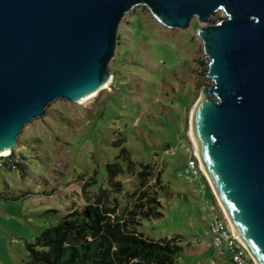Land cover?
Instances as JSON below:
<instances>
[{"label": "rangeland", "instance_id": "1", "mask_svg": "<svg viewBox=\"0 0 264 264\" xmlns=\"http://www.w3.org/2000/svg\"><path fill=\"white\" fill-rule=\"evenodd\" d=\"M223 16L219 10L206 25ZM201 25L194 18L188 29H169L136 6L119 27L110 89L85 103L58 98L24 128L15 148L21 167L0 169V264H29L27 243L102 191L117 199L108 204L121 213L127 193L139 186L142 163L163 180L164 216L143 219L138 230L154 240L181 235L185 249L176 264H233L208 234L215 201L202 188L205 178L187 173L191 107L209 82L196 36ZM114 162L129 164L115 175L123 190L109 181L107 165Z\"/></svg>", "mask_w": 264, "mask_h": 264}, {"label": "water", "instance_id": "2", "mask_svg": "<svg viewBox=\"0 0 264 264\" xmlns=\"http://www.w3.org/2000/svg\"><path fill=\"white\" fill-rule=\"evenodd\" d=\"M139 5L169 29L202 24L209 82L189 141L226 230L264 264V0H0V155L54 100L107 89L121 21Z\"/></svg>", "mask_w": 264, "mask_h": 264}, {"label": "trees", "instance_id": "3", "mask_svg": "<svg viewBox=\"0 0 264 264\" xmlns=\"http://www.w3.org/2000/svg\"><path fill=\"white\" fill-rule=\"evenodd\" d=\"M13 156H19L15 149ZM15 164L16 169L21 167L20 158ZM142 165L137 174L139 186L127 193L129 202L121 213L108 204L117 199L113 201L102 191L95 203L71 209L56 224L42 230L35 241L27 243L29 264H176L185 249L180 244L181 235L154 240L138 230L143 219L164 216L159 195L163 180L159 173L150 171L149 164ZM128 166L119 162L107 165L112 187L123 190L115 175ZM152 179H156L154 184L150 183Z\"/></svg>", "mask_w": 264, "mask_h": 264}, {"label": "built area", "instance_id": "4", "mask_svg": "<svg viewBox=\"0 0 264 264\" xmlns=\"http://www.w3.org/2000/svg\"><path fill=\"white\" fill-rule=\"evenodd\" d=\"M19 158V156L14 157L13 152L0 155V169H16L15 163L19 160ZM191 158L188 162V176L189 178H199L200 174H202L201 170L195 161L194 156L192 159ZM206 185L209 187L206 182L202 184V188H205ZM210 211L211 221L208 225V234L212 235V245L219 251H227L230 254L231 260L234 264H254L252 258L247 253L240 239L230 234L226 230L223 215L218 203L211 206Z\"/></svg>", "mask_w": 264, "mask_h": 264}, {"label": "bare ground", "instance_id": "5", "mask_svg": "<svg viewBox=\"0 0 264 264\" xmlns=\"http://www.w3.org/2000/svg\"><path fill=\"white\" fill-rule=\"evenodd\" d=\"M112 80H113V77L111 76V77L109 78L108 83H107V88H108V89H110V86H111ZM103 89H105V88H102V90H103ZM100 91H101V90H100ZM100 91H96V92H94L93 94H91L90 96H88V97L82 99V100L80 101V103H85V101H87L88 99H90V98L96 96ZM5 153H7V152H5ZM5 153H4V154H5Z\"/></svg>", "mask_w": 264, "mask_h": 264}, {"label": "crops", "instance_id": "6", "mask_svg": "<svg viewBox=\"0 0 264 264\" xmlns=\"http://www.w3.org/2000/svg\"><path fill=\"white\" fill-rule=\"evenodd\" d=\"M211 193H212V192H211ZM212 196H213V194H212ZM213 199H214V201H215V204H216L217 202H216V200H215L214 196H213ZM231 261H232V260H231ZM233 264H234V263H233Z\"/></svg>", "mask_w": 264, "mask_h": 264}]
</instances>
